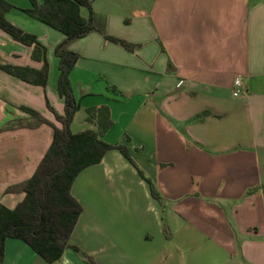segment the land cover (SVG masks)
I'll return each mask as SVG.
<instances>
[{"label":"crops","instance_id":"obj_1","mask_svg":"<svg viewBox=\"0 0 264 264\" xmlns=\"http://www.w3.org/2000/svg\"><path fill=\"white\" fill-rule=\"evenodd\" d=\"M2 1L11 6L4 17L42 46L34 59L33 45L0 29V203L13 209L24 197L16 186L53 130L8 126L29 121L24 108L58 125L55 47L65 36L24 11L30 0ZM90 1L96 30L64 46L78 55L70 130L97 131L100 116L87 110L107 107L101 139L125 146L161 201L117 149L107 150L70 188L82 211L69 241L93 261L66 248L50 264H264V0ZM43 59L44 86L2 69L41 71ZM4 264L48 263L7 238Z\"/></svg>","mask_w":264,"mask_h":264},{"label":"trees","instance_id":"obj_2","mask_svg":"<svg viewBox=\"0 0 264 264\" xmlns=\"http://www.w3.org/2000/svg\"><path fill=\"white\" fill-rule=\"evenodd\" d=\"M30 5V8L24 10L28 15L65 36L64 41L55 47V54L58 57L56 89L63 98L64 106L62 114L51 110L58 125H54L38 112L24 108L29 114V121H17L8 126V128H35L41 124H48L53 132L51 142L32 175L16 186L24 192L23 199L13 209H8L0 203V264H4V244L7 238L23 240L48 264L58 260L66 248L74 249L84 260L92 262L90 255L79 250L69 241L76 220L82 211V206L70 193L72 182L80 171L100 162L107 150L117 149L134 166L138 175L146 181L151 196L158 201H161V196L151 179L130 157L125 146L109 144L101 139L111 125L107 107L87 110L89 115L97 111L100 116L97 131L86 129L73 133L70 130L78 105L70 87L69 73L78 55L64 46L67 42L96 30L92 23L91 1L43 0L38 3L36 0H30ZM10 7L9 4L0 0V29L15 41L24 45H33L32 57L38 59L42 46L37 42L36 37L24 32L4 17V13ZM81 7H85L88 11L86 18L80 15ZM104 36L128 50L132 51L136 47L122 39ZM42 61L44 68L41 71L11 65L4 66L2 69L24 80L44 86L45 61L44 59Z\"/></svg>","mask_w":264,"mask_h":264},{"label":"built area","instance_id":"obj_3","mask_svg":"<svg viewBox=\"0 0 264 264\" xmlns=\"http://www.w3.org/2000/svg\"><path fill=\"white\" fill-rule=\"evenodd\" d=\"M233 84H234V90L232 92V96L236 97L239 95V92L241 90V82L239 79H235Z\"/></svg>","mask_w":264,"mask_h":264}]
</instances>
